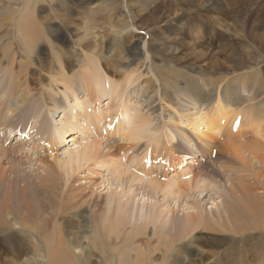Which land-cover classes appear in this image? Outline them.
<instances>
[{
  "label": "bare ground",
  "instance_id": "1",
  "mask_svg": "<svg viewBox=\"0 0 264 264\" xmlns=\"http://www.w3.org/2000/svg\"><path fill=\"white\" fill-rule=\"evenodd\" d=\"M8 1L13 2V6L9 7V16L17 12L18 9H21L20 15L23 18V23L20 29L16 23L17 20L14 22L15 25L13 26L16 36H14V34L13 39L4 40V37L2 41L0 39V56L3 58L0 62L4 65V68H0V107L4 106L1 112L4 121L10 122L16 119L15 122H19V119L16 118L18 114L27 108L29 104H33V108H30L34 111L32 116L35 119H33L34 121L31 122L28 128L23 130L25 138H28L32 133H34V136L37 138L39 135L42 138L47 135L50 142L54 145L52 149L56 150L58 146H66L69 142L72 143L71 146L75 147L73 149H64L65 151L62 152L64 158L58 159L59 155L56 154L50 155L49 157L38 156L36 154L37 147L34 145L36 140H33V143H31L32 147L29 148V150L33 152V154L30 153L31 156L27 157V161L34 162V160H36V162L41 161L40 163L45 162V160L54 161L52 162L54 166H49L48 168L52 167V174L50 176L53 178L57 176V178L55 177L57 182L49 176L38 178L39 180L37 182H33V179L28 176V178L16 176L14 182L9 184L5 176V168L0 167V244L2 243L5 249L1 246L0 248L10 253L9 251H11V247L14 245L18 251L25 250L27 257L30 255L35 257L39 253L40 247L42 245L44 246L45 243L47 244V249L52 245L51 250L47 253V264H73L72 262L74 259L75 261L78 259L87 260L84 264H86V262L91 264V253L96 252L95 243L99 245V255L102 256V258H106L105 254L108 255V251L111 250L109 249L110 246L107 244V242L111 240V234H114L117 229L125 226H129L131 228L130 231L134 229V233L138 230V235H142L144 229L151 228L152 239L157 240L158 243L161 244L164 239L167 241L169 236L173 233L177 236V239L170 243H178V245L180 243L179 241L184 239L186 234L188 235L189 233L195 232V230H197L196 228L203 227L207 231L212 229V225L213 229L217 230L218 228H224L227 222H230L233 228L228 227L229 229H226L234 233L243 234L258 228L264 230V72L263 67L255 68L247 65V63H250L252 58L256 56V53L253 52L251 48H249L250 50L247 49V51L245 49L246 47L243 45L233 47L232 52H234V54L227 58L230 59L229 61L231 62L229 68V71H231L229 74L231 75L228 77V80L226 77L225 79L227 81L225 80L224 82V78L216 77L215 79L219 82L214 81L210 84L203 80L204 78L200 74L203 70L200 71L194 67L189 70L180 67L173 68L170 67L171 64L170 62L168 63L167 61L169 60L166 59L179 54V45L176 46L175 43L177 42L176 44L184 45L185 42H182L183 39L178 36L181 34L185 36L187 33L185 30L192 28L193 30H197V34L201 32V30H207L204 20L197 16L200 15L198 14L200 11L207 14H223L224 16L221 18L212 16L213 14L211 15V21L214 23L212 28L215 26L216 28H222L225 32H229L230 29L237 27V37H239V34L242 35L241 31L246 29V26L252 19L251 17L255 14L254 12L250 13L246 11L243 16L240 15V17L237 18L235 15L231 16L225 14V8H221V6L214 4V2L210 0H206V4L203 6L200 5V3L197 5L196 1L198 2L200 0H179L180 3L186 6L187 10L195 14L193 16L194 19L193 17L191 18L193 22L188 25L180 21L170 20L167 16L164 17L162 15L157 17L155 22L152 20V25L154 24L155 27L150 29L148 33H150L149 35L158 34L161 36L159 41H162V43L159 45L157 44L158 47L156 48L158 53L153 54L151 50H153L154 47L151 44L142 43L143 41L140 40V38H135L131 46L128 45L124 50H121L120 53L125 55V62L122 64L118 63L117 65L120 67H118L119 70L122 71V73L119 72V74L121 73L122 78L127 79L123 86L117 82L114 84L115 82L109 78L108 73V75L105 73L103 77L99 76V83L94 82L96 75L89 74L90 69L88 70V68L92 70L93 68H99L100 64L98 65V58L95 56L101 52L102 48L109 51V56H112L110 58L114 60L119 59L120 53L118 52L117 54V51H115V47L119 46L117 42L122 39L124 35L132 36L133 34L132 30L131 33L128 31L130 28L128 22H119L121 19H118L119 21L114 23L109 18L107 30L111 36L110 40H106V34L99 36V33H97L99 39L97 38V40H94L96 43L92 41L82 45V48L78 46L74 49L73 45H75L76 42L73 41L72 35L68 29L65 30L64 27L55 23V21L52 22L50 16H47L44 22H41L38 17L34 16L35 9L29 12L27 5L30 4L31 0H25L26 6L19 3L21 0ZM71 1L78 8L84 5L87 6V9L94 3L93 0ZM124 1L125 3H123V0H104V4H106L107 9H110L114 4L120 2L125 9L129 11L130 20L136 19L137 17L139 18V14L142 11L140 4H144V0ZM43 2L49 4L48 0H43ZM192 3L195 8L190 9L189 5H192ZM59 5V3H55L54 6L59 8ZM134 14H136L135 18ZM152 14L153 12H151V15ZM187 18H189V16H187ZM159 24L164 26L165 29L159 31L156 28ZM97 25L99 24L97 23ZM93 27H95V25L92 26V28ZM142 29L146 30V25L142 26ZM3 36L8 38L5 34ZM43 36L46 38V43H49V48L47 50H50V52L54 54H58L57 58L55 56L51 59H54L52 63L57 72L49 75L45 83L37 80L35 83L37 87L34 91L30 89L25 79L17 86L11 82L12 80L5 82L6 77H14L13 74H16V77L20 79L22 76L29 79V77L31 78L30 72L32 70L33 73L36 70L41 71V69L47 66H45V64L50 63L43 61L42 55L33 56ZM244 41L246 44L247 40L244 39ZM260 41L262 42L261 39ZM66 42H68L69 46L65 45ZM205 46L208 50L212 49V46ZM40 47L41 46L38 48ZM16 48L21 50L22 54H25L24 56L26 57L21 56L15 51ZM262 48L264 49V45ZM67 50L68 52L73 51V56L76 57L74 66L67 64L65 62L66 60L64 61L63 52L66 53L65 51ZM81 50L85 56H87L88 51L93 50L90 57H86L88 60L87 62L85 61L86 63L82 60L85 56L82 55ZM251 52L253 54H251ZM259 53H262V50H259ZM158 55L163 58L158 57ZM252 55L253 57H251ZM158 58L160 60L165 58L166 60L165 62H161ZM114 60L110 64L111 66L116 62ZM214 63L216 62L214 61ZM179 64L180 62H178V65ZM14 68H18V71L15 73L13 72ZM114 74L117 76V72ZM144 76H146L147 79L145 78V80H143L144 82L142 81L139 84L137 90H132L127 94L124 93L125 90L130 87L132 88V86ZM80 79H82V82H79ZM180 84L184 86L181 85L182 87H178ZM55 89H57V92L61 93H57ZM77 92L80 93V95L85 93L89 97L83 98L86 100L85 103L87 106L90 105V100L93 101L95 97H98L99 100H109L108 104H111L108 106L109 108L105 113H108L107 115H110V113L116 115L114 119V125L116 124V127L111 137L118 136L119 140H123L129 145L124 155L126 157V154L129 153L131 157L127 158L126 162H121L120 159H116L111 155L112 147L107 146V144L104 147L102 146V143L105 142L104 137H107L109 133L108 132L104 136L101 135V130L106 127H102L103 125H101L102 122L100 120L104 119L106 114L102 111L96 112V110L92 113L89 112L85 103L81 102L80 99L76 97ZM135 93L137 97L141 94L139 97L141 104L138 103V105H140L144 112L139 109V106H137V108L135 103L131 105L130 101H128V98ZM61 94L65 96L62 107L59 102L60 99L58 100ZM168 94L173 97H169ZM69 95L72 96V98H70ZM32 99L35 100L31 101ZM67 99H72L73 103L70 104L71 101ZM69 104L70 108L68 110L63 108ZM204 104L207 105L206 109L199 110ZM43 107L48 109L46 113H50L51 118L54 116L56 118L61 116L57 122L59 124H64L62 127H65V131L60 130L56 124L55 126H49V124H47V115H43ZM169 109L170 111H168ZM99 116L100 120L98 123L96 122V118ZM82 119L84 120L82 121ZM37 124H40V127H38ZM92 124H95V130L91 126ZM236 125L238 126L235 128ZM6 127L11 130V133L7 134L11 138V134H14V128L13 126ZM86 127H91V130H87ZM96 128L99 129L100 135L97 133ZM125 128L126 134L123 136L121 130ZM236 129L237 131L235 132ZM42 130H44L45 133L41 134ZM69 130H77L79 136L77 138L72 136L71 140L67 142L64 140V133ZM93 131L97 133V137L93 135ZM74 133L78 135L77 132ZM247 135H251V138L243 141L242 144L231 145L234 144V142L238 144V141L247 137ZM219 137H226L228 142L227 145H217L216 143ZM5 139L7 141L9 138L7 137ZM46 139L47 138H45L44 141L49 144L50 142ZM144 141L146 143L145 149L139 150L140 152L136 155L130 153V151L134 149L133 145H141V142ZM3 144H0L1 151L4 150L2 148ZM16 144H20V142H16ZM23 144L22 142L21 145ZM21 145H16L19 149L16 148L17 152H13L14 157L17 155L20 157L26 154L28 148L25 150ZM175 145H177L178 148H180L181 145L184 147L183 152L177 156L170 151V148ZM214 150H216L217 153L216 159H212ZM51 152L53 153L54 151L51 150ZM2 155L4 156L6 153L2 152ZM33 155L36 157H33ZM188 157L189 160H187ZM1 158L3 157L0 155V160ZM202 159H204V163L207 161L206 165H208V168H212L210 166H213L214 163L217 164L221 159L230 161V164L239 161L245 165V174L241 177L238 176L239 183H237V185H235L232 180H229L231 186L229 188L230 190L228 193H225L226 195L222 196L220 195L222 192L218 193L217 191L218 182L214 181L210 176L211 171L207 173V167L205 165L202 166ZM7 160L8 162L11 161L10 159ZM155 160H159L158 163L165 165L166 168H168L167 170L172 172L178 171L176 173L174 172L178 178L171 177L167 183L159 182L158 179L162 178L164 180V178L168 176L165 174L156 175L161 171V168L165 166L158 165L159 168H161H156ZM219 167L220 171H226L222 164L219 165ZM13 170H15V168H13ZM77 172L82 176V181L78 178ZM103 172H107V175L103 177L99 183L93 180L95 177H101ZM108 175L113 177L108 179ZM59 178L61 181L58 183ZM72 182L78 183V185H76L77 187L73 188ZM17 185L20 187V190H18ZM58 186L60 187L58 188ZM102 187H104L103 190L106 191L104 194H108L105 198L106 201H104L105 210L104 212L102 211V213L111 212L113 217L103 216L102 213L98 214L96 217H91L88 215L89 213L86 215L81 214L83 221L78 223L75 232L71 231L72 233L70 234L73 236L69 240L77 244L78 238L76 236L77 234L80 236L82 234V236L85 235V237H83L84 239L87 241L90 240V243H88L85 253H79L76 256L69 250L67 245L69 241L64 238V232L62 234L64 228L62 229V227L53 224L56 218L55 213L52 214V217L49 215L50 219H45L43 212L40 210L41 207H43L42 203H44V200L37 199L34 202H30L28 199V197H38L39 195H37V192L39 190L42 192L43 190H47L49 195L46 194L43 199L46 198V200H48L45 201L49 206L48 208L50 210L58 208L60 211L66 212L72 205L74 208H81L83 204L86 205L87 200L82 202V205L79 204L81 196H85L91 188L97 190V188ZM260 193H263V196L262 199L258 201L256 195ZM16 194H18V196H15ZM207 195L210 196L209 200L211 201V203L208 202V204H210L209 209H216V214L214 215H211L212 212L207 211L205 206L200 202V200H203ZM218 195L221 197H218L220 201L217 203L215 199ZM14 196L16 198L22 197V199L16 202L19 203V205H15V207L12 202V197ZM156 197H161L162 201L158 204L148 203L145 205V208H143V203L145 201L152 202V199ZM229 197L231 199H236V202L238 201L241 205H244V209H241L242 212H239L241 213L240 216L242 215L241 219L242 217L247 216V218H249L253 216V223L247 224L245 227L240 222H237V220H233V214V218H230L229 212L231 211L229 210L227 201ZM51 198L53 202H49ZM198 198L201 199L198 200ZM170 199L175 203V206H178V209L179 207L182 208L184 212L181 214L182 216L184 215L182 219H177L176 210L169 207L170 205L168 202ZM134 200L142 201V206L135 209L132 206ZM96 207H100L98 209L100 210L103 208V205ZM69 210L71 211L72 209ZM95 224H97L98 227ZM182 227L184 231H181L183 229ZM241 227H245V229ZM1 231L4 233L2 234ZM5 231L10 232L8 233ZM88 235L90 236L88 237ZM94 237H98L99 239L104 238V241L102 242V239L101 242L96 241ZM107 238L108 241L105 242ZM193 240L194 239H190L188 243L191 244ZM126 242L127 238L124 239L123 244ZM37 243H41L42 245L38 247ZM104 243H106L105 248H103ZM170 243H168L169 246H171ZM169 246L163 247L166 249ZM171 248L173 249L172 246ZM111 252L116 255L115 261L112 262L110 260L113 264H130L128 261H130L129 259L131 258L126 261L124 252L120 253L119 250L118 253H116L117 250L115 251V249L111 250ZM141 254L142 253L135 257L137 264H142L144 261L141 258ZM186 254H188V261H186V255H184L182 262L178 264H194L191 261L189 252L186 251ZM168 255L171 254L169 253ZM23 256L24 255L21 257ZM34 259H36V257ZM219 259L220 260L217 259V264H227L229 262L228 258L225 256L219 257ZM226 260L227 262H225ZM0 261V264L14 263L4 258ZM148 264H151V262H148ZM242 264H246V262L244 261ZM248 264H264V259L260 260L259 258H255L248 262Z\"/></svg>",
  "mask_w": 264,
  "mask_h": 264
},
{
  "label": "rangeland",
  "instance_id": "2",
  "mask_svg": "<svg viewBox=\"0 0 264 264\" xmlns=\"http://www.w3.org/2000/svg\"><path fill=\"white\" fill-rule=\"evenodd\" d=\"M48 1H49V4H45V2H43V0H31L30 4L27 5L28 6L27 8L29 9V12H31L33 9H35V15L34 16L38 17V19H40L41 22H44L46 17L50 16L52 18L51 19L52 22L55 21V23L64 27L65 30L68 29L70 31V34L72 35L73 41L76 42V44L73 45L74 49H75V47L76 48L78 46L81 47L82 45L87 44V43L92 42V41L94 43L95 42L94 40H97V38H98L97 33H99V36H101L102 34H104V35L106 34V37H105L106 40H110L111 36L107 30V24L109 22L108 21L109 18L114 23H117L119 21L118 19H121L119 22H125V23L128 22L129 26H130L128 31L130 33L133 31V34H132V36L124 35L122 37V39H120L117 42L119 45V46L115 47V51H117L116 52L117 54H118V52L120 53L121 50H124L126 48V46H128V45L131 46L132 43L134 42L133 40L135 38L136 39L140 38V40L143 41L142 43L151 44L154 47L153 50H151V51L153 52V54H157L158 51L156 50V48L158 47V45L160 43H162V41L161 42L159 41V38L161 37L160 35H158V34L157 35L156 34L155 35H149L150 33H148L150 31V29L155 27L154 24H153L154 26L152 25V20L155 22L156 18L160 17L162 15L164 17L167 16L170 20L177 21V22L180 21L181 23H184V24L186 23L189 25V24H191V22H193L191 18L195 15V14H193L192 11L190 12L189 10H187L186 6L183 3H180L179 0H144V4L142 3L143 6L145 5L144 8L140 4V6L142 7L141 8L142 11L139 14V18L137 17L136 19H132V20H130L129 11H127L125 9V7L123 6V4L120 2H118V4H114V6L110 7V9H107L106 4H104V0H93L94 3L90 6V8L87 9L86 8L87 6H84V5L81 6L80 8H78L76 5H74L72 3L71 0H48ZM210 1L214 2V4H218L219 6H221V8H225V10H226L225 14L231 15V16L235 15L237 18L240 17V15L243 16L244 12H246V11L247 12L249 11L250 13L254 12L255 14H253V16L251 17L252 19L249 21L250 23L246 26V29L244 31H241L242 35H240L238 33L239 37H237L236 36L237 30H238L237 27L230 29L229 32H225L224 30H222V28H216L215 26H214V28H212L214 23H213V21H211L212 20L211 15L213 13L207 14V13H204L201 11L198 13V11H197V13L200 14L197 16H199L200 19L202 18V20H204V23L207 26V30H204V31L201 30V32H198V34H197V30H193L192 28H190V29L188 28L187 30H185V32H187L185 34V36L183 34H181L180 36L177 35L178 37L182 38L183 39L182 42H185L186 44L184 43V45H181V44H176L177 42L175 43L176 46L179 45L178 46L179 54L171 56L170 58H166L167 60H169L167 62L168 63L170 62V64H171L170 67H173V68L180 67V68H183L185 70H189L190 68L194 67L200 71L203 70L204 72L201 71L200 74L204 78V79L203 78L202 79L205 82H207L208 84H210L211 82L213 83L214 81L216 82L217 81L215 79L216 77L224 78V82H225V80H226L225 78L227 77V80H228V77L231 75V74H229V73H231V71H229L230 70L229 68L231 66V62L229 61L230 59H227V58L234 54V52H232L233 47L238 46V45H243L244 47H246L245 48L246 50L251 48L252 51L256 53V56H254V58H252L250 63L248 62L247 65L249 67L253 66L255 68L263 67V72H264V53H263L264 49L262 48V46L264 45V41H263L264 40L263 39V37H264V0H210ZM19 3L26 6L25 0H21ZM55 3H59L61 5V6L59 5L60 9L54 6ZM123 3H125L124 0H123ZM196 3H197V5H199L198 3H200V5L203 6L206 4V0H200L198 2L196 1ZM22 5H20V6L23 7ZM193 5H194L193 3H192V5H189V8L190 9L195 8V6H193ZM11 6H13V2L8 1V0H0V27H2V28H0V39H1V41L3 39L4 40H11V39H13L14 36H16V34H15L16 32L14 31V26H13V25H15L14 22L16 20H17L16 23L18 24V28H20V29L22 28V23H23L22 19L23 18L20 15L21 9H18L19 11L17 10V12H14L13 15L9 16L10 15L9 7H11ZM156 11H159V12H156ZM151 12H153V14H152L153 16L151 15ZM154 12H156V13H154ZM135 16H136V14H134V18H135ZM149 16H151V17H149ZM187 16H189V18H187ZM197 16H195V17H197ZM212 16H215V17L218 16L221 18L224 15L216 13V14H213ZM193 19H194V17H193ZM260 22H261V24H260ZM97 23L99 25H97ZM42 24H44V23H42ZM94 25H95V27L92 28V26H94ZM144 25H146V30L142 29V26H144ZM147 25H148V27H147ZM136 28H137V30H136ZM156 28L159 31H162L165 29L164 26H162L161 24L157 25ZM230 28H231V26H230ZM98 29H100V30H98ZM4 34L8 38H5V36H3ZM85 34H86V37H85ZM83 37H85V38H83ZM200 37H202V38H200ZM42 38H43V40H42ZM42 38H41V42L39 43V45H37V48L35 49L33 56L42 55L43 61L50 62V63L45 64V66L46 65L47 66L43 68L44 70L43 69H41V71L36 70L34 73L32 72L33 71L32 70L30 72L31 78L29 77V79H26V77L22 76L23 73L21 74V76H22L21 79L16 77V74H13L14 77H12V76H10V78L6 77L5 82L12 80L11 82H13L15 84V86H17V85H19V83H22V81H24V79H25L28 86L30 87V89L32 91H34V89L37 87V84H35L37 82V80H39V82L45 83L46 79L49 77V75H52V74L57 72L56 68H54L55 66L52 63L54 59L53 60H51V59L54 58L55 56L57 58L58 54L56 52H55L56 54H54L53 52H50V50H47L49 48V45H48L49 43H46V38L44 36ZM81 38H83V39H81ZM244 39L247 40L246 44H245ZM260 39L262 40V42L260 41ZM163 43H164V41H163ZM65 45L69 46L68 42H66ZM97 45H99V44H97ZM205 45H208V47L212 46V49L208 50ZM39 46H41V47L38 48ZM244 47H242V48H244ZM259 50H262V53H259ZM15 51H17L21 56L26 57V56H24L25 54L24 55L22 54L21 50L16 48ZM92 51L93 50L88 51L87 56H85V54H83V51L81 52L82 55L85 56L84 58H82L83 62L88 61L87 58L90 57V55L93 53ZM198 51H199V54H198ZM65 52L66 53L63 52L64 61L66 60L65 62L67 64L74 66L75 65L74 60L76 59V57L73 56L74 55L72 53L73 51L68 52V50H67ZM251 54H253V53L251 52ZM95 57L98 58L97 61H98V65L100 64L99 68L101 70L99 68H93V70L91 68H88V70L90 69L89 74H95L96 75V79L94 82L99 83V81H98L99 76L103 77L105 75V73L106 74L108 73L109 75L108 74L107 75L109 76L110 79H112L113 82H115L114 84H116V82H117L120 85L124 86L125 81H127V79L122 78V76H121L122 71L119 70L120 67L117 64L118 63L122 64L123 62H125L124 61L125 55L120 53L119 59L114 60L113 58H110L112 56H109V51H106L105 48H102L101 52H99L98 55ZM120 57H121V59H120ZM158 57H162V56L158 55ZM251 57H253V55ZM178 58H180V59H178ZM1 59H3L2 56H0V60ZM166 59L164 58V59L160 60L158 58V60L161 62H165ZM113 60L116 62H114V64L112 65L113 67H112L110 64L112 63ZM214 61L216 63H214ZM178 62H180L179 65H178ZM218 66H219V69H218ZM0 68H4V65H2V63L0 64ZM17 71H18V68L13 69L14 73ZM115 72H117V76L114 74ZM119 72H121V73L119 74ZM240 72H245V71H240ZM145 78L147 79L146 76L142 77L140 80H138L132 86L133 89L130 87L127 90H125L124 93L127 94L128 92H130L132 90H137L139 84L143 80H145ZM79 82H82V79H80ZM217 82H219V81H217ZM181 85H183V84H180L178 87H182ZM55 91L57 92V89H55ZM57 93L60 94L61 92H57ZM136 95H137L136 93L133 94V96L128 98L129 99L128 101H130L131 105H133L135 103L136 107L139 106V109L144 112V110L141 109L140 105H138V103L141 104L140 98H139L141 94H139L138 97ZM168 95H169V97H173L170 94H168ZM76 97L79 98L80 101L84 102V103L86 100L83 98H89L85 93L83 95H80V93H78V92L76 93ZM70 98H72V96H70ZM59 99H60L59 102L61 103V107H62V103H63V100L65 99V96L63 94H61V97L60 96L58 97V100ZM106 99H108V98H106ZM33 100H35V99H32L31 101H33ZM67 100L71 101L70 104L73 103L72 99H67ZM31 101H29V102H31ZM90 101L91 102H90L89 106H87L86 103H85V105L88 107L89 112H91V113L94 112V110H96V112L102 111L105 113L107 111V109L109 108L108 106L111 104V103L108 104L109 100H106V101H104L103 99L99 100L98 97H95V98H93V101L92 100H90ZM70 104L68 106L63 107V108L68 110L70 108ZM32 105L33 104H29V106H27V108H25L23 111H21L20 114H18V116L16 118L19 119V122L18 121L15 122L16 119L13 121H10V122L4 121V117L2 116V113H1L4 106L0 107V133H2V135H0V144H3V143L6 145L8 144V146H7L8 148L11 146L9 149L6 147L2 151L0 149V155H1V157H3L0 160L1 161L0 167L5 168V176L8 179L7 181H9V184L14 182V180L16 179V176L20 177V178L30 177L31 179H33V182H37L39 180L38 178H45L47 176L51 177L50 175L52 174V167L51 168H48V167L54 166L52 164V162H54V161L45 160V162H43V163H40L41 161H39V160H38L39 162H36V160H34V162L27 161L28 160L27 157L31 156L30 153L33 154V152H31L29 150V148L32 147L31 143H33V140L34 141L36 140V142L34 144L37 147L36 154L40 157H49L50 155L56 154V155H59L58 159H63L64 156H62V152L65 151L64 149H66V150L68 148L73 149L75 147V146H71L72 143L69 142V144L66 146H60V147L58 146L59 148L57 147V149H56L57 151H56L55 149H52L54 147V145L52 142H50L49 137H47V135H45V136L42 135V136H44L43 138L40 137V135H39V137L37 138L34 136L35 135L34 133L30 134V136L28 138L24 139L23 145H21L22 141H19L17 138H13V140H12L9 137V135H7V134L11 133V130L8 129L6 126H13L14 130L18 129L21 131L28 128L30 126L31 122L34 121L33 119H35L32 116L34 114V111L30 108V107L33 108ZM205 105L206 104H204L201 108H199V110L204 109V108L206 109L207 105L206 106ZM43 109H44L43 115H47L46 120H47V122H48L47 124H49V126L50 125L55 126V124H56L58 126V128H60V130L65 129V127H62V126H64L63 123L59 124L57 122V121H59L61 116L57 117V118L54 116L53 118H51L50 117L51 114L46 113V111L48 109L46 107H43ZM168 111H170V109ZM88 114H90V113H88ZM105 114H106V116L104 117V119L100 120V116L96 118V122L99 123V120L102 122V124H101V125H103L102 127H106V123H108L107 122L108 120L112 121L116 118V115L114 113H110V115H107L108 113H105ZM12 119H14V118H12ZM83 120L84 119H82V121ZM37 126L40 127V124H37ZM91 126L95 130V124H92ZM86 128H87V130H89V129L91 130V127L90 128L86 127ZM74 132H77L78 135L75 134ZM185 132H188V131H185ZM13 133H15V131H13ZM43 133H45L44 130H42L41 134H43ZM121 133L123 136H125L126 128L122 129ZM64 134H65L64 140H66L67 142L71 140L72 136L76 137V138L79 136V132L77 130L76 131L69 130V131L65 132ZM98 134L100 135V132ZM27 135H28V133H27ZM7 137L9 138L7 140L8 142L5 139ZM45 138H47L46 140L48 142H50L49 144L46 141H44ZM106 138L107 137H104L105 142L102 143L103 144L102 146L104 147L107 144V146L112 147L111 155L114 158L120 159L121 162H123V161L126 162L127 158L131 157L129 153L126 154V157L124 155L127 148H129V145L126 142H124L123 140H119L118 136H114V137L110 136V137H108V139H106ZM249 138H251V135H247V137L239 140L238 144H236V142H234V144H231V145L242 144L243 141H245ZM1 139H5V140L1 141ZM99 139H101V138H99ZM18 141L20 142V144H16V142L19 143ZM121 141H123V142H121ZM227 143L228 142L226 140V137H222V138L219 137L218 142L216 144L219 146L220 145L222 146L223 144L227 145ZM124 144H126V145H124ZM16 145H19V146L21 145V147L24 148L25 150L28 148L26 154L21 155L19 153L21 155L20 157H19V155L14 157L13 152H17L16 150L19 149L16 147ZM139 145L140 144L133 145L134 149H136V150L132 149L130 151V153L133 155H136L137 153H139L141 150L145 149V147H146L145 141L141 142V145L140 146ZM176 146L177 145L172 146L170 148V151L172 153H175V155L177 156L183 152L184 147L182 145L180 148H178V146L177 147ZM3 147L4 146H2V148ZM51 150L54 152L52 153ZM2 152L6 153V155L3 156ZM207 152H208V150H207ZM34 156L35 155H33V157ZM212 156H213L212 159H216L215 158L217 156L216 150H214V153L212 154ZM6 158L10 159L11 161L8 162V160ZM13 159H15V160H13ZM48 159H50V158H48ZM197 159H198V157H197ZM199 159H200V157H199ZM18 160L19 161L21 160V161L19 162ZM187 160H189V157L187 158ZM202 160H203L202 166L205 165L207 167L206 168L207 170L206 169H204V170H206L207 173H209V171H211L210 176L213 178L214 181L218 182L217 183L218 184L217 191H218V193L222 192L220 194L222 196L226 195L225 193H228V191L230 190L229 188L231 186H230L229 180H232L235 183V185H237V183H239V181H238L239 177L238 176L241 177L242 175L245 174V165L239 161H237L236 163L230 164V161H228V160L224 161V159H221L220 161H218L217 164L214 163L213 166L211 165L210 167H212V168H208V165H206L207 161H205V163H204V159H202ZM205 160H207V159H205ZM158 162H159V160H155V167L156 168H159V166H160V165L156 166V164ZM159 164H161V163H159ZM221 164L225 167V170H226L225 172L219 170L220 169L219 165H221ZM13 168H15V170H13ZM163 168L164 167H162L161 170H163ZM166 169H168V168H166ZM200 169H203V168H200ZM11 171H12V173H11ZM167 171L168 172H165L164 174L167 175L168 177H165L164 180L158 179L159 182L167 183L171 177L178 178L175 175V173L178 171H174L175 173L170 171V170H167ZM34 172H36V173H34ZM96 172H98V171H96ZM76 174H77V176H79L78 178H80V181H82V176H80V173L78 174V172H77ZM106 175H107V172H103L101 177L100 176H98L97 178L95 177V178H93V180H95V181H97V183H99L103 177H106ZM55 177L57 178V176H54V178L53 177H51V178H53V180L55 182H57ZM110 177H113V176L108 175V179ZM60 181H61V179L59 178L58 183ZM72 183H73L72 184L73 188L77 187L76 185H78V183H75V182H72ZM59 187L60 186H58V188ZM17 188H18V190H20L19 189L20 187H18V185H17ZM95 188H91L89 190V192L86 193L85 196H81L79 204L82 205V202H85V200H87L86 205L83 204L82 205L83 207H81V208H74V206L72 205V207L69 208L72 210L70 211L68 209L66 212H62L58 208H56L57 210L56 209L50 210L48 208L49 206L47 205V202H45L48 200H46V198L43 199L45 197V195L48 194L47 190H43V192L41 190H39L37 192L38 193L37 195H39L38 197H31V198L28 197L30 202H34L37 199L44 200V203H42L43 207H41L40 210L43 212L45 219H50V217H52V214L55 213L56 218H55V221L53 222V224H55L59 227H62V229L64 228L62 231V234L64 232V238L69 241V244H67L69 247V250L75 256L79 253H85V249L88 246V243H90V240L87 241L86 239H84L83 237H85V235L82 236V234H81V236L79 234H77V236H76L78 238L77 244H74V243H72V241L69 240L73 236L70 233L75 232L76 226L78 225V223L80 221H83L81 214L86 215L87 213H89L88 215H90L91 217H96V216H98V214H101L102 211L104 212V210H105L104 201H106L105 198L108 194L107 193L104 194V192H106L105 190H103L104 187L97 188V190ZM92 189H94V190H92ZM261 191H262V189H261ZM15 196H18V194H16ZM15 196L12 197V202H13L14 207H15V205H19V203H16V202L19 199H22V197L16 198ZM262 196H263V193L256 195L258 201H260L262 199ZM218 197H221V196L218 195L217 198L215 199L217 203L220 201V199ZM209 198H210V196L207 195L203 200H200L201 198L200 199L198 198V200H200L201 204L205 206L207 211L212 212L211 215H214V214H216V209H214V208H212V210L209 209L210 204H208V202L211 203ZM235 200L236 199H233V198L231 199L230 197H229V199H227L229 210L232 212V213L229 212L230 218L234 217L233 220H237V222H240L243 226L253 223V220H254L253 216H250L249 218H247V216L245 214L246 217H242V219H241L242 215L240 216L241 213H239V212L240 211L242 212L241 209H244V205H241L240 202H238V201L236 202ZM58 201H59V198H58ZM71 201H73V200H71ZM161 201H162L161 197L153 198L152 202H150V201L146 202L145 201L143 203V208H145V205H147L148 203L158 204ZM49 202H53L52 198L49 199ZM141 202L142 201H140V200H134L132 203V206L135 209L138 207H141L142 206ZM168 203L170 205L169 207H172L173 210H176L175 211L177 213V214L175 213L177 216L176 218L179 220L182 219L184 216V215L183 216L181 215L184 213L182 208L179 207V209H178V206H175L174 205L175 203L171 199ZM207 204H208V206H207ZM101 205H103V208L98 210L100 207L98 208L96 206H101ZM238 207H239V209H238ZM73 210H75V211H73ZM209 212H208V214L210 216ZM232 214H233V217H232ZM49 215H50V217H49ZM102 215L103 216L105 215L106 217H113L111 215V212H105V214L102 213ZM225 220H226V218H225ZM243 223H246V224H243ZM61 224H63V225H61ZM95 225L98 227L99 223H98V225L97 224H95ZM149 226H151V225H149ZM228 227L233 228L231 226L230 222H227V224L225 225L224 228H222V229L218 228L217 230L213 229V226L211 225L212 229L207 230L208 232L203 227L196 228L197 229V230H195L196 233L192 232V233H189L188 235L186 234L185 238L181 239L179 241L180 243L178 245V243H176V244L170 243L171 241H174L177 239V236L173 233H172V235L169 236L170 240L168 239L167 241H165V239H164L162 241V244H161V243H158L157 240L152 239L153 236L151 235V228H147L146 230L144 229L143 234L138 235V230H136V233H134V229H133V231L132 230L130 231L131 228L129 226H125V227H121L120 229H117L114 234H111V236H110L111 240H110V242H107V244L110 246L109 249H111V250L115 249V251L117 250L116 253H118L119 250H120V253L124 252V256H125L126 261H127V259L131 258V259H129L130 261H128V263H130V264H137L135 257L139 256L140 253H142L141 254L142 260H144L142 262V264H146V263L148 264V262H151V264H178V263L182 262L184 255H186V261H188V254H186V251L189 252V256L191 258V261L194 264H217V259L220 260L219 257H224V256L227 257L229 260V262L227 264H242V262L244 263V261L246 262V264H248V262H250L252 259H255V258H257V259L259 258L260 260L264 259V258H262V257H264V254H263L264 253V230L263 229L258 228V229H254L252 231H248L249 233L247 232V233L241 234V233H234V232L228 231L226 229ZM245 227H241V228L245 229ZM67 230H69V231H67ZM181 231H184V228ZM5 232L9 233L10 231H5ZM250 232H252V233H250ZM1 233L3 234L4 232L1 231ZM89 236L90 235H88V237ZM94 238H96V241L101 242L102 238L101 239H99L98 237H94ZM125 238H127V242L125 244H123V241ZM103 239H102V242L104 241ZM190 239L191 240L194 239L191 244L188 243L190 241ZM106 241H108V238L105 239V242ZM168 243H170V245L173 247V249L171 248V246L168 245ZM29 244H30V242H29ZM37 245L39 247L42 244L37 243ZM191 245H192V247H191ZM0 246L2 248H4L2 246V243L0 244ZM46 246H47V244L44 243V246L42 245L40 247V250L38 253L39 255L37 254V256H35L36 259H34L35 257L34 256L32 257L31 255L27 257L25 254V252H26L25 250L18 251V250H16L14 245L11 247V251H9L10 253H8V251L6 252V250H3L2 248H0V260H2L3 258L9 259L12 262H14L13 264H34V263L47 264V258H46L47 253H48V251L51 250L52 245L48 249ZM95 246H96L95 251L97 253L96 252L91 253L92 254L91 259H90L91 264H99V263L100 264H110L111 261L113 262L116 260V255L113 252H111V250L108 251L109 252L108 255L105 254L106 258H104V257L102 258V256H100L99 252H98L99 245H97L95 243ZM163 246L164 247L169 246L170 248L168 247V248L164 249ZM105 247H106V243L103 244V248H105ZM161 248H163V249H161ZM106 250H108V249H106ZM172 250L174 253L172 252ZM174 250H176V251H174ZM166 252H168V253H166ZM169 253L171 255H168ZM175 253H176V255H175ZM22 255H24V256L21 257ZM167 256H168V258H167ZM168 259H169V261H168ZM170 260H171V262H170ZM85 261H87V260L78 259L75 261V259H74V261L73 262L71 261V262L73 264H84ZM112 262H111V264H113ZM225 262H227V260ZM67 263H69V262H67ZM86 264H89V263L86 262Z\"/></svg>",
  "mask_w": 264,
  "mask_h": 264
}]
</instances>
